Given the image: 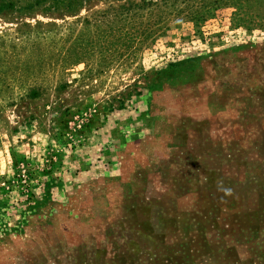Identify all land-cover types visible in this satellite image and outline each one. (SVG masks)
I'll return each instance as SVG.
<instances>
[{"label": "rangeland", "instance_id": "rangeland-1", "mask_svg": "<svg viewBox=\"0 0 264 264\" xmlns=\"http://www.w3.org/2000/svg\"><path fill=\"white\" fill-rule=\"evenodd\" d=\"M49 5L0 13V264H264V0Z\"/></svg>", "mask_w": 264, "mask_h": 264}, {"label": "trees", "instance_id": "trees-1", "mask_svg": "<svg viewBox=\"0 0 264 264\" xmlns=\"http://www.w3.org/2000/svg\"><path fill=\"white\" fill-rule=\"evenodd\" d=\"M86 0H1L0 1V13L5 10L15 9L19 6L21 9L31 10L38 6H45L49 3V7L60 8V6L71 9L75 6H79Z\"/></svg>", "mask_w": 264, "mask_h": 264}]
</instances>
